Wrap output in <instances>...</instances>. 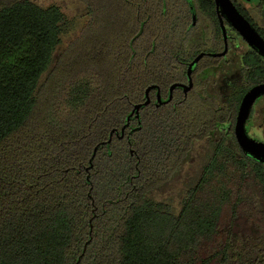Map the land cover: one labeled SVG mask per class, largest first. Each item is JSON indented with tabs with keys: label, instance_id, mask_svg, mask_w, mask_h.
<instances>
[{
	"label": "trees",
	"instance_id": "obj_1",
	"mask_svg": "<svg viewBox=\"0 0 264 264\" xmlns=\"http://www.w3.org/2000/svg\"><path fill=\"white\" fill-rule=\"evenodd\" d=\"M77 1L71 22L58 5L0 0V264H264L250 189L264 162L234 133L264 57L243 53L222 106L197 84L157 105L152 88L130 117L149 86L166 101L194 57L224 48L215 1ZM233 2L264 38V0L250 14ZM219 63L205 56L196 72ZM200 143L211 150L179 210L154 200Z\"/></svg>",
	"mask_w": 264,
	"mask_h": 264
},
{
	"label": "rangeland",
	"instance_id": "obj_2",
	"mask_svg": "<svg viewBox=\"0 0 264 264\" xmlns=\"http://www.w3.org/2000/svg\"><path fill=\"white\" fill-rule=\"evenodd\" d=\"M34 1L45 7L53 4L58 5L71 22L77 21V17H80L83 13V8L77 0ZM251 11L253 12V10ZM255 22L258 21L256 20ZM209 34L210 32H208L206 36L202 33L199 35L197 34L191 44L205 40L206 37H209ZM243 41L240 40L237 42L239 43L238 48L231 51L227 60H221L219 67L207 69L198 77L197 90L216 97L220 106L242 87V81H240L241 57L250 47ZM224 77L225 80L223 81L222 79ZM246 128L251 137L264 142V95L256 100L247 121ZM206 146L208 147L206 143L195 145V148L191 151L187 160L184 161L180 171L175 175L170 184L164 189L153 193L152 197L154 200L167 202L175 211L179 210L184 189L186 188V177L195 175L200 171L201 166L206 160L205 156L207 152L211 150V148H206ZM250 189L251 194L258 197L264 207V187L252 183ZM245 227H249V225H245ZM260 233L264 236V223Z\"/></svg>",
	"mask_w": 264,
	"mask_h": 264
},
{
	"label": "water",
	"instance_id": "obj_3",
	"mask_svg": "<svg viewBox=\"0 0 264 264\" xmlns=\"http://www.w3.org/2000/svg\"><path fill=\"white\" fill-rule=\"evenodd\" d=\"M216 4V10L219 17L220 25L222 28V33L225 42V48L222 52L214 53L213 56H225L228 52V35L226 30V25L224 20H226L242 37V39L254 50L258 52L259 55L264 57V38L260 35L257 29L246 19V17L239 11V9L234 4L233 0H214ZM204 52L200 53L195 57V59L190 63L188 67V76L190 78L188 84L176 82L173 83L169 88V98L166 101H162L161 90L157 85L149 86L146 91V101L143 103H138L134 106L130 117L135 115L136 118L140 116V108L143 105H148L151 102L150 91L152 88H157V105L163 102H168L173 97V91L176 87H181L184 94L187 95L188 92L193 88L194 83L191 77L192 67L197 63L203 56ZM264 95V82L254 85L249 90H247L241 98L239 103L236 122L234 126V133L236 140L243 152L252 156L258 161L264 162V142L258 141L251 137L247 131L246 124L250 117L251 111L256 100ZM128 118V120L130 119ZM129 124V121L128 123ZM125 127L122 128V133L124 134ZM97 148L94 150V155ZM133 153V150H131Z\"/></svg>",
	"mask_w": 264,
	"mask_h": 264
},
{
	"label": "flooded vegetation",
	"instance_id": "obj_4",
	"mask_svg": "<svg viewBox=\"0 0 264 264\" xmlns=\"http://www.w3.org/2000/svg\"><path fill=\"white\" fill-rule=\"evenodd\" d=\"M236 1V3L238 4V5H240V7H241V10L242 11H244V12H250L251 13V10L252 9H254L255 7H256V5L257 4H259L260 2H261V0H235ZM249 13V14H250ZM224 23H225V25H227V24H229L226 20H224ZM229 26L230 27H232L230 24H229ZM226 30H227V27H226ZM227 35H228V47H229V49H228V52H227V54L225 55V56H221V57H218V56H213L212 54H214V53H219V52H222L223 50H224V48H225V42H224V48L222 49V50H220V51H217V52H204L205 54H204V56L203 57H205V56H208V57H213V58H219L220 59V62H221V60H227V58H228V56H229V54L231 53V51L233 50V49H235V48H238V45H239V43H237L238 41H243V39H242V37L240 36V37H237V36H235L234 35V33L233 32H231V33H229L228 31H227ZM224 38V37H223ZM232 42V46H230V43ZM244 42V41H243ZM251 48V47H250ZM202 53V52H201ZM200 54V53H199ZM198 54V55H199ZM202 57V58H203ZM241 57V56H240ZM202 58L197 62V63H195L194 65H193V67H192V71H191V77H192V80H193V83H194V86H193V88L195 87V85L196 84H198V77H199V75L201 74V73H203L205 70H207V69H211V68H216L215 66H209V67H207V68H205V69H203L202 71H200V72H196L197 70H198V68H199V65H200V62L202 61ZM195 59V57L188 63V67H189V65H190V63H192V61ZM219 65H220V63H219ZM219 65H218V67H219ZM188 67H187V71H188ZM227 77V76H226ZM189 80H190V78H189V76H188V73H187V81L185 82H183V81H181L180 83H184V84H188L189 83ZM192 88V89H193ZM191 89V90H192ZM190 90V91H191ZM184 92V91H183ZM189 93V92H188ZM185 96H187V95H185ZM263 96V95H262ZM261 97V96H260ZM205 160V159H204ZM206 161V160H205Z\"/></svg>",
	"mask_w": 264,
	"mask_h": 264
}]
</instances>
